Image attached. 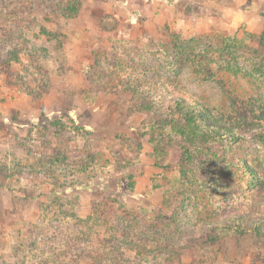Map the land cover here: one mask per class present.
Here are the masks:
<instances>
[{
  "label": "rangeland",
  "instance_id": "1",
  "mask_svg": "<svg viewBox=\"0 0 264 264\" xmlns=\"http://www.w3.org/2000/svg\"><path fill=\"white\" fill-rule=\"evenodd\" d=\"M0 264H264V0H0Z\"/></svg>",
  "mask_w": 264,
  "mask_h": 264
},
{
  "label": "trees",
  "instance_id": "2",
  "mask_svg": "<svg viewBox=\"0 0 264 264\" xmlns=\"http://www.w3.org/2000/svg\"><path fill=\"white\" fill-rule=\"evenodd\" d=\"M182 47H184V46H182V43H176V47H174V48L178 52V54H181ZM224 47L228 48V50H229L228 52L230 54L235 55L236 54L235 52L239 50V43L235 39L224 40ZM185 58L177 56L175 59L174 58L172 59L171 68L173 70L172 71L173 73H171V76L174 74H177L182 69V67H184L186 65V62H184V61H189L187 59L189 57L187 56ZM198 60L200 61V59H198ZM224 61H228V65L230 64L229 60L224 59ZM196 62H198V61H196ZM230 66H233V65H230ZM236 70H239V69L236 67ZM169 73H170V71L168 72V74ZM210 76L214 77V75H210ZM208 78H210V77H208ZM159 79H160V77L156 79V80H158V81H156L157 84H161L159 82ZM211 79H213V78H211ZM172 90H175V88ZM180 93H182V92H180ZM174 107H175L177 113L181 116L180 119H181V124H182L181 125L182 130L185 131L186 134H188V135H191L193 137L205 138V140H207V138L204 137L205 133L203 135V133L199 132L200 127L204 126L203 121H201V119H200V114H202L204 111L207 112V110H203V108H202V111L199 114H197V107H192L191 104L183 103V101H181L179 99L174 100ZM214 130L217 132H221V130L215 129L214 127L210 128V132H213ZM225 132H226V129L223 130V133H225ZM188 155L190 156V154H188Z\"/></svg>",
  "mask_w": 264,
  "mask_h": 264
}]
</instances>
